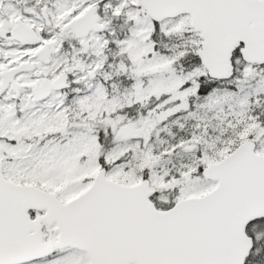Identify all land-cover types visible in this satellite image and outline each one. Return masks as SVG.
Listing matches in <instances>:
<instances>
[{"label": "snow or ice", "instance_id": "snow-or-ice-1", "mask_svg": "<svg viewBox=\"0 0 264 264\" xmlns=\"http://www.w3.org/2000/svg\"><path fill=\"white\" fill-rule=\"evenodd\" d=\"M0 264H264V0H0Z\"/></svg>", "mask_w": 264, "mask_h": 264}]
</instances>
